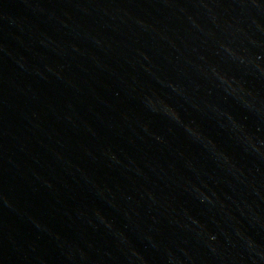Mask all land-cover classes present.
Wrapping results in <instances>:
<instances>
[{"label":"water","instance_id":"1","mask_svg":"<svg viewBox=\"0 0 264 264\" xmlns=\"http://www.w3.org/2000/svg\"><path fill=\"white\" fill-rule=\"evenodd\" d=\"M0 264H264V0H0Z\"/></svg>","mask_w":264,"mask_h":264}]
</instances>
